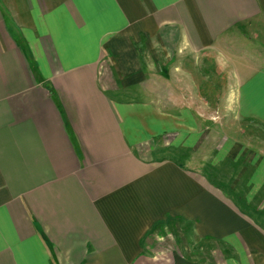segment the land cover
<instances>
[{
  "label": "crops",
  "instance_id": "obj_1",
  "mask_svg": "<svg viewBox=\"0 0 264 264\" xmlns=\"http://www.w3.org/2000/svg\"><path fill=\"white\" fill-rule=\"evenodd\" d=\"M0 264H264V0H0Z\"/></svg>",
  "mask_w": 264,
  "mask_h": 264
},
{
  "label": "rangeland",
  "instance_id": "obj_2",
  "mask_svg": "<svg viewBox=\"0 0 264 264\" xmlns=\"http://www.w3.org/2000/svg\"><path fill=\"white\" fill-rule=\"evenodd\" d=\"M22 7L21 4H18ZM148 56V55H147ZM153 57V56H151ZM153 59V58H152ZM155 63V60H152ZM218 63L216 59H214L213 63ZM226 60L224 58V72L227 70H231L226 64ZM156 64V63H155ZM189 64H195L196 66H199L200 68L195 72V74L191 75L187 74V72H179V75L171 74L170 71H167L166 73L162 75H158L156 71V75L150 76L148 78V85H146L147 90L152 93L156 94L159 99H162L163 101L166 100L167 104L170 103V99H172V96H178L179 98L186 99V97L189 96H196V98L205 97L209 99L210 103L214 107L206 108V109H197L198 112H201L202 114L206 115V117H212L216 120V126L219 127L220 120L218 119V116L224 117V126L225 128L228 126V128H234L237 127V111L234 106H232L230 103H228V86L232 83L231 78L229 77L228 80H226V76L224 75V84H219V76H209L208 74H204L203 70V62L200 59H196L194 61L189 60ZM214 65V64H213ZM222 66V61L219 64ZM219 66V67H220ZM185 68L186 65H185ZM192 68V65L190 66ZM197 68V67H196ZM215 68V67H214ZM215 72L216 70L213 69ZM194 73V72H193ZM217 73V72H215ZM155 74V73H154ZM206 75V76H205ZM217 75V74H215ZM207 82H203V81ZM156 85V86H155ZM196 87V91L192 92V87ZM177 87V88H176ZM188 87L191 88V90H188ZM139 88V87H138ZM134 88L132 91L128 93H115L111 92L108 93V96L114 97L116 100L125 99V98H136L138 100H146L150 101L153 100V95H150L149 92H146L142 87ZM173 89H178V92L176 93ZM199 89V90H198ZM173 90V91H172ZM162 105L163 102H160ZM165 103V102H164ZM213 129L214 136L217 137L216 133L219 129ZM218 141L214 140L212 142V148L215 150L217 148ZM213 154L216 153L215 151H212ZM263 205L260 204L259 208ZM173 224L170 226L172 227ZM202 256L205 258V261L209 262L208 255L202 254Z\"/></svg>",
  "mask_w": 264,
  "mask_h": 264
}]
</instances>
